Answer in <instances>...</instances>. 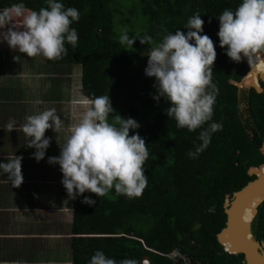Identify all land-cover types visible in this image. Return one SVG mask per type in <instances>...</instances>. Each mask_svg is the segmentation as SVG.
Segmentation results:
<instances>
[{
    "label": "trees",
    "instance_id": "trees-1",
    "mask_svg": "<svg viewBox=\"0 0 264 264\" xmlns=\"http://www.w3.org/2000/svg\"><path fill=\"white\" fill-rule=\"evenodd\" d=\"M27 2L35 11L47 7V0ZM57 2L79 11V20L70 25L79 38L75 48L65 43L66 56L49 62L80 65L83 94L109 95L114 109L109 123L116 114L134 119L140 127L129 135L138 133L149 152L143 166L148 183L141 196L118 195L113 188L105 196L85 192L74 199L73 264H89L97 250L117 262L131 259L142 264L148 258L150 264H174L166 255L176 249L194 263L244 264L243 255L229 254L217 238L226 226L227 196L232 198L255 179L248 174L251 167L264 164L260 150L264 149V92L251 90L249 106L241 112L238 87L231 81L240 82L250 67L242 60L232 61L218 37L219 16L224 10L235 11L242 0ZM10 3L0 0V7ZM196 13L204 21L201 35L213 41L217 53L212 82L218 95L212 119L190 132L177 128L174 118L166 115L170 102L153 98L156 80L146 78L144 68L149 49L176 30L186 35L187 22ZM125 33L136 39L132 47L121 44ZM140 37H151L153 44L142 45ZM261 64L262 56L253 67ZM213 122L220 123L222 130L212 133L206 149L190 158L188 153L202 144L200 133ZM63 193L67 194L65 188ZM85 197L96 203H82ZM252 231L258 242H264V203Z\"/></svg>",
    "mask_w": 264,
    "mask_h": 264
},
{
    "label": "clouds",
    "instance_id": "clouds-1",
    "mask_svg": "<svg viewBox=\"0 0 264 264\" xmlns=\"http://www.w3.org/2000/svg\"><path fill=\"white\" fill-rule=\"evenodd\" d=\"M79 15L77 9L65 8L57 0H47V7L39 11L16 3L0 10V29L7 28L0 32V40L29 58L42 56L47 60H59L67 55L65 43L73 48L77 45L78 33L70 25L79 20ZM218 19L220 47H226V55L236 63L246 58L251 68L264 56V0H242L235 11L224 10ZM203 25L201 15L196 13L187 22L186 35L180 30L165 35L149 49L144 68L146 75L156 80L157 95L153 98L159 101L163 97L170 102L166 115L174 118L177 128H187L190 132L212 119L218 95L212 82L217 53L213 41L201 35ZM139 39L142 45L153 44L151 37ZM135 41L126 33L120 37L121 44L131 47ZM14 60L18 62L20 56H15ZM73 103L80 111L68 125L55 108L25 118L20 131L29 138L27 147L36 149L33 158L37 162L44 159L51 143L45 138L47 130L52 129L57 135L63 131L65 142L59 144L60 155L50 157L48 163L60 166L61 183L70 199L83 196L85 192L105 196L113 188L118 195L141 196L148 183L143 166L149 152L138 133L129 135L130 130L140 125L118 114L109 123V115L114 113L109 95L94 98L82 95ZM15 125V120H9L4 129L12 132L16 130ZM219 130L222 125L213 122L202 131L198 137L202 144L195 152H189V157L196 158L209 145L212 133ZM22 160V156H14L0 163V170L8 175V181L15 188L23 183ZM82 203L92 206L96 202L85 197ZM89 264H137V261L117 262L97 250ZM142 264H150L149 259H142Z\"/></svg>",
    "mask_w": 264,
    "mask_h": 264
},
{
    "label": "crops",
    "instance_id": "crops-1",
    "mask_svg": "<svg viewBox=\"0 0 264 264\" xmlns=\"http://www.w3.org/2000/svg\"><path fill=\"white\" fill-rule=\"evenodd\" d=\"M16 3L34 10L27 0H11L0 10ZM15 56H20L18 62ZM82 76L80 65L29 58L0 40V163L23 157L19 188L12 187L0 170V264H73L74 200L63 193L60 166L48 163L50 157L60 155L65 132H45L51 143L44 159L37 162L36 149L27 147L29 138L20 126L27 116L51 108L65 125L74 122L80 109L73 101L85 96ZM9 120L16 121L17 131L4 129Z\"/></svg>",
    "mask_w": 264,
    "mask_h": 264
},
{
    "label": "water",
    "instance_id": "water-1",
    "mask_svg": "<svg viewBox=\"0 0 264 264\" xmlns=\"http://www.w3.org/2000/svg\"><path fill=\"white\" fill-rule=\"evenodd\" d=\"M264 58V56H262ZM248 65L249 63L242 57ZM250 67V66H249ZM251 71L254 69L252 66ZM144 76L149 78L144 71ZM259 77L264 81V74ZM245 77L240 82L231 81L238 88H255L257 92L262 93V87L253 86ZM259 84V83H258ZM263 155L264 151L261 150ZM249 175L256 178L250 181L240 191L233 194L232 198L228 195L225 201V212L227 215L226 226L217 235L218 242L229 254L243 255L244 264H264V242H258L252 233V220L258 214V207L264 203V165L260 167H251ZM256 202L253 208V217L249 222L242 219L244 209L248 205Z\"/></svg>",
    "mask_w": 264,
    "mask_h": 264
},
{
    "label": "bare ground",
    "instance_id": "bare-ground-1",
    "mask_svg": "<svg viewBox=\"0 0 264 264\" xmlns=\"http://www.w3.org/2000/svg\"><path fill=\"white\" fill-rule=\"evenodd\" d=\"M260 74H264V64L258 65L256 68H254L249 75L246 78V81L254 82L258 85V77ZM264 196V193L261 194ZM256 202L252 203L251 205H248L246 209H244L242 214V219L245 222H249L253 217V208L255 207Z\"/></svg>",
    "mask_w": 264,
    "mask_h": 264
},
{
    "label": "flooded vegetation",
    "instance_id": "flooded-vegetation-1",
    "mask_svg": "<svg viewBox=\"0 0 264 264\" xmlns=\"http://www.w3.org/2000/svg\"><path fill=\"white\" fill-rule=\"evenodd\" d=\"M242 62L243 63H245L246 64V62L245 61H243L242 60ZM251 72V69L249 68V71H248V73L246 74V76L245 77H247L248 76V74ZM244 77V78H245ZM243 78V79H244ZM242 79V80H243ZM241 80V81H242ZM258 83H259V86L260 87H262V89H263V92H264V87H263V80L260 78V77H258ZM251 90H255L256 91V89L255 88H251V89H245V88H238V96H239V104H240V107H241V102H243L244 104H242V107H241V110L243 109V110H246L247 108H248V106H249V104H248V100H249V96L248 95H250L251 94ZM262 92V93H263ZM242 112V111H241ZM263 143L262 144H264V141H262ZM261 144V145H262ZM260 150H262V149H260ZM261 153H262V151H261ZM263 154V153H262ZM264 156V155H263ZM264 165V164H263ZM262 166V165H261ZM249 174V173H248ZM256 178V177H255ZM258 213H259V207H258ZM258 215V214H257ZM257 215L253 218V220H252V224H251V226H252V230H253V223H254V220H255V218L257 217ZM255 225V224H254ZM258 226L257 225H255V229L257 228ZM252 233H253V231H252ZM253 236H254V233H253ZM255 238V237H254Z\"/></svg>",
    "mask_w": 264,
    "mask_h": 264
},
{
    "label": "built area",
    "instance_id": "built-area-1",
    "mask_svg": "<svg viewBox=\"0 0 264 264\" xmlns=\"http://www.w3.org/2000/svg\"><path fill=\"white\" fill-rule=\"evenodd\" d=\"M174 264H201V263H194L193 259L190 258L187 254L181 252V250L176 249L171 253L166 255ZM144 262L148 263L147 260Z\"/></svg>",
    "mask_w": 264,
    "mask_h": 264
},
{
    "label": "rangeland",
    "instance_id": "rangeland-1",
    "mask_svg": "<svg viewBox=\"0 0 264 264\" xmlns=\"http://www.w3.org/2000/svg\"><path fill=\"white\" fill-rule=\"evenodd\" d=\"M242 104H244V103H243V102H241V107H242ZM243 109H244V108H243ZM243 109H242V112L244 111ZM262 150L264 151V149H262ZM67 247H68V246H67ZM64 249H65V248H64ZM67 252L69 253V251H68V250H67Z\"/></svg>",
    "mask_w": 264,
    "mask_h": 264
}]
</instances>
